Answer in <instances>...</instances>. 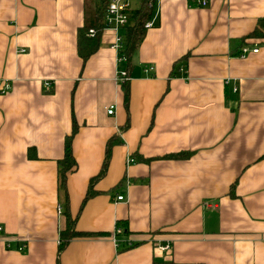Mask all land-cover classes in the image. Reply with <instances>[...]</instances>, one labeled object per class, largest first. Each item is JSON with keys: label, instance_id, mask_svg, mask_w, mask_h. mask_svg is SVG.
<instances>
[{"label": "crops", "instance_id": "obj_1", "mask_svg": "<svg viewBox=\"0 0 264 264\" xmlns=\"http://www.w3.org/2000/svg\"><path fill=\"white\" fill-rule=\"evenodd\" d=\"M95 1L0 0V87H13L0 93V264H264V41L247 38L264 0H160L132 59L126 129L116 35L85 64L77 53ZM74 121L69 211L100 235L59 257L58 161ZM178 152L189 156L162 158Z\"/></svg>", "mask_w": 264, "mask_h": 264}, {"label": "trees", "instance_id": "obj_2", "mask_svg": "<svg viewBox=\"0 0 264 264\" xmlns=\"http://www.w3.org/2000/svg\"><path fill=\"white\" fill-rule=\"evenodd\" d=\"M111 0H96V9L92 16V19L84 24L78 31V39H77V53L81 58L83 64L87 62V60L97 52L102 33L105 29V13L108 8V5ZM155 13V3L152 2L151 6L149 2H142L138 9H136L132 14V24L124 29V37L123 44L120 51V56L124 58L127 63V75L130 77V73L133 70L132 59L134 55L137 53L140 48L147 30L145 29V24L150 21ZM93 29L95 31V36L90 38L88 36L89 30ZM248 39H254L257 41H264V18L260 19L255 30L247 37ZM123 90V102L125 106V110L127 113V121L125 125V129L128 127V119H129V104H130V83L129 80L124 81L121 84ZM79 126L74 121L71 133L66 136L64 141V155L61 160L58 161V189L61 192L65 199V211L64 217L66 220V227L64 230H61L59 233V248H58V256L64 251L66 246L76 238L82 237H91L98 236L100 234L88 233V232H80L77 230V217H73L69 211V199L67 192V179L68 175L74 173L78 164L74 158L72 143L75 135L77 134ZM120 143L119 139L112 138L108 141L106 146V155L101 166L99 173L92 177L89 182V186L86 192V195L82 201L81 209L84 207L86 202L94 197L97 192L94 190V185L97 181L101 180L107 173V169L110 162L111 149L114 145ZM189 156V153H172L168 154L163 159L169 160H180L186 159ZM28 158L30 160L36 159V153L34 149H29ZM148 161V160H147ZM134 162V160H133ZM234 187V185L232 186ZM233 189V188H232ZM121 226L123 224L121 222L117 223V229L121 230V234L117 237L124 235L127 231H123ZM58 264H60L58 258Z\"/></svg>", "mask_w": 264, "mask_h": 264}, {"label": "built area", "instance_id": "obj_3", "mask_svg": "<svg viewBox=\"0 0 264 264\" xmlns=\"http://www.w3.org/2000/svg\"><path fill=\"white\" fill-rule=\"evenodd\" d=\"M160 0H137V2L139 3V5L142 2H149V5L151 6L152 2L155 3V11H156V6L157 3ZM133 0H111L108 8L106 10L105 13V29L104 31H111L116 35V40H115V44L113 46V48L119 52V57L121 60L125 61L124 58H122L120 56V51L122 48V44H123V37L119 36L118 34L123 31L125 28H127L128 26H130L132 24V14L135 11L133 9ZM196 5L200 6V7H206L208 5L207 0H197L195 2ZM156 14V13H155ZM154 27V19H151L150 21H148L145 24V29H150ZM88 36L90 38L95 36V31L93 29L89 30L88 32ZM25 51L22 50L21 53H24ZM259 52V49H253V50H249L247 47H243L240 50L239 53V57L240 58H244L247 55H249L250 53H254L257 54ZM155 69L154 67H148L145 69V73H152L154 72ZM117 81L123 83L124 81L128 80V75L127 72H122L120 73L117 77H116ZM46 87L49 88L50 84H46ZM13 89L12 85L8 82H5L1 87H0V93L1 94H6L8 92H10ZM113 110L114 107L111 106L108 110V114L109 115H113ZM129 162H133L132 159H129ZM124 198L123 196H118L117 197V201H122ZM58 211L61 212L62 209L60 207H58ZM121 234V230L120 229H115L114 233H113V242L118 246L119 242L117 241V236ZM129 247L132 246V244H128ZM162 250H169L170 247L169 245L164 246L161 248Z\"/></svg>", "mask_w": 264, "mask_h": 264}]
</instances>
